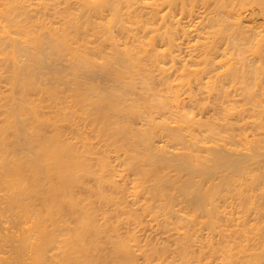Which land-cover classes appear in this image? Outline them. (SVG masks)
I'll use <instances>...</instances> for the list:
<instances>
[{
	"label": "bare ground",
	"instance_id": "6f19581e",
	"mask_svg": "<svg viewBox=\"0 0 264 264\" xmlns=\"http://www.w3.org/2000/svg\"><path fill=\"white\" fill-rule=\"evenodd\" d=\"M0 224V264H264V0H0Z\"/></svg>",
	"mask_w": 264,
	"mask_h": 264
},
{
	"label": "rangeland",
	"instance_id": "374dc122",
	"mask_svg": "<svg viewBox=\"0 0 264 264\" xmlns=\"http://www.w3.org/2000/svg\"><path fill=\"white\" fill-rule=\"evenodd\" d=\"M107 92H108V90H107V91H105L104 93H106V94H107ZM108 95H109L110 97L112 96V95H111V94H109V93H108ZM121 122H122V121H121ZM122 123H124V122H122ZM136 123H137V121H136ZM136 123H134V124H133V126H134L135 128H137V126H136ZM139 123H140V122H139ZM139 123H138V124H139ZM138 124H137V125H138ZM1 226H2V225L0 224V227H1ZM2 227H3V226H2ZM0 229H1V228H0ZM3 231H4V230H3V228H2L1 232H3ZM4 232H6V231H4ZM1 248L3 249V247H2V246H1ZM4 248L6 249L7 247H4ZM7 249H8V248H7ZM0 251H1V249H0ZM4 251H5V250H4ZM4 251L2 250V252H4Z\"/></svg>",
	"mask_w": 264,
	"mask_h": 264
}]
</instances>
